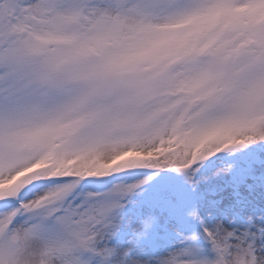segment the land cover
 Segmentation results:
<instances>
[{"label": "snow or ice", "instance_id": "obj_1", "mask_svg": "<svg viewBox=\"0 0 264 264\" xmlns=\"http://www.w3.org/2000/svg\"><path fill=\"white\" fill-rule=\"evenodd\" d=\"M0 264H264V0H0Z\"/></svg>", "mask_w": 264, "mask_h": 264}]
</instances>
